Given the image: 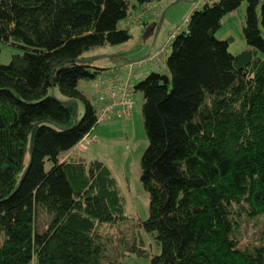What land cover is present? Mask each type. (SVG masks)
<instances>
[{"label":"trees","instance_id":"1","mask_svg":"<svg viewBox=\"0 0 264 264\" xmlns=\"http://www.w3.org/2000/svg\"><path fill=\"white\" fill-rule=\"evenodd\" d=\"M151 1L0 0V42L24 50L0 63V264H120L150 256L141 231L161 246L150 264H264V228L245 240L264 218V0H246L238 55L216 33L245 0L196 6L167 73L133 86L147 220L132 224L105 162L75 152L98 125L79 85L105 70L86 53L128 42L121 22Z\"/></svg>","mask_w":264,"mask_h":264},{"label":"rangeland","instance_id":"2","mask_svg":"<svg viewBox=\"0 0 264 264\" xmlns=\"http://www.w3.org/2000/svg\"><path fill=\"white\" fill-rule=\"evenodd\" d=\"M155 1L152 0L151 2L155 3ZM197 4L198 0H169L162 9L150 14L149 18L158 16L159 26L157 27V31L160 30L162 34H166L172 29L179 27L183 31L188 24L186 19L188 18L189 20L191 14L196 10ZM204 5H201L198 9L203 8ZM247 9L248 2L245 0L238 9L224 16L222 26L216 33V37L219 40L230 42L229 51L233 55H238L248 48L244 31ZM136 13L129 16L127 20L120 24V26L124 25L125 28L128 27L130 30L132 38L128 42L119 45L99 46L86 53L87 57L93 58L95 66L105 68L111 64L113 65L110 67L117 64L121 65L125 63V60L141 59L152 50L153 41L151 42L144 37L147 31L145 27L147 25L144 24V21L129 22V18H133ZM23 52L24 50L18 46L0 42V63L8 65L14 55L22 54ZM171 52L172 47H169L166 53L167 57ZM259 55L264 58V52H260ZM151 72L165 74L167 70L166 68H154L148 74H142L138 78H134L132 80L133 86L144 80ZM104 74L105 76H111L109 69L105 70L101 75ZM121 75H124V70L121 71ZM91 84L92 81L84 80L81 81L79 88L92 103L97 104L94 97V87L92 86L91 89ZM143 103V94L134 91V105L129 117H117L116 114H111L106 121L94 128L91 135L87 137L84 147H79L76 150V153L87 161L100 160L109 166L119 183L122 195L126 199V215L132 217L133 225L145 221L149 217L150 198L141 182V160L148 146L142 113ZM80 109L82 114L84 112L83 104H81ZM46 168L50 169L51 165L47 164ZM260 220L261 223L259 225L253 222L248 226L249 235L245 240H248L249 237L264 228V218ZM141 234L145 241V249L149 252L150 256L131 254L124 257L120 264H150L151 257L161 253V246L157 243L153 234L145 231H141ZM2 242L3 237H0V244ZM246 242L244 241L243 243Z\"/></svg>","mask_w":264,"mask_h":264},{"label":"built area","instance_id":"3","mask_svg":"<svg viewBox=\"0 0 264 264\" xmlns=\"http://www.w3.org/2000/svg\"><path fill=\"white\" fill-rule=\"evenodd\" d=\"M168 1L156 0L155 3L150 2L143 6L133 18L130 17L129 22L132 21L135 23L147 20L150 14L162 9ZM214 1L217 0H198L196 6L199 7L205 3ZM149 11L151 12L148 13ZM186 20L188 21V19ZM181 29L179 27L171 32L163 46L155 53H151L142 59L131 60L125 64L113 66L109 69L111 76H105V74L100 75L93 81L94 97L97 102L98 124L106 121L113 113L117 117H129L134 105L132 80L138 78L141 69L145 67L162 68L166 66L167 49L171 47L173 40ZM122 70H124V75H121ZM88 136L81 141L79 144L80 148L84 147Z\"/></svg>","mask_w":264,"mask_h":264},{"label":"crops","instance_id":"4","mask_svg":"<svg viewBox=\"0 0 264 264\" xmlns=\"http://www.w3.org/2000/svg\"><path fill=\"white\" fill-rule=\"evenodd\" d=\"M181 1H183V0H181ZM177 3V2H176ZM149 4V3H148ZM147 5V4H146ZM193 11V10H192ZM191 11V12H192ZM159 20V18H158V16H155V17H150L149 19H147L146 21L148 22V24H147V26H145L146 27V33H145V35H144V37L147 39V40H149V41H153V48H152V50L145 56V57H147L149 54H151V53H155L156 51H158L162 46H163V44L166 42V40H167V38H168V36H169V34L171 33V32H173V31H175L176 29H172L171 31H169L168 33H166V34H162L161 33V31L159 30L158 31V34L156 35L155 34V36L154 37H151L152 36V31L153 30H151V32L146 36V34H147V32H149L150 31V29L153 27V25L155 24V22L156 21H158ZM121 27H124V25H122ZM153 29V28H152ZM162 30V29H161ZM157 31V30H156ZM145 57H143V58H145ZM117 58V57H116ZM142 59V58H141ZM128 61H131V60H125L124 62L126 63V62H128ZM125 63H122V64H125ZM113 64H111L110 66H112ZM120 65V64H119ZM110 66H108V67H105V68H103V69H105V70H107V69H110L111 67ZM104 70V71H105ZM152 71L153 70V68H151V67H145V68H143V69H141V71H140V75H142V74H146L148 71ZM104 71H102L101 72V74H103V72ZM149 71V72H150ZM148 72V73H149ZM147 73V74H148ZM101 74H99L98 76H100ZM97 76V77H98ZM133 84V83H132ZM92 86H93V82H92V84H91V89H92ZM92 92H93V90H92ZM92 95H93V93H92ZM78 148H79V146L78 147H76L75 148V152H76V150H78ZM70 153H67V154H65L64 155V157L66 158L68 155H69Z\"/></svg>","mask_w":264,"mask_h":264},{"label":"water","instance_id":"5","mask_svg":"<svg viewBox=\"0 0 264 264\" xmlns=\"http://www.w3.org/2000/svg\"><path fill=\"white\" fill-rule=\"evenodd\" d=\"M160 24H161V22H160ZM157 34H158V31H157ZM54 93V92H53Z\"/></svg>","mask_w":264,"mask_h":264},{"label":"bare ground","instance_id":"6","mask_svg":"<svg viewBox=\"0 0 264 264\" xmlns=\"http://www.w3.org/2000/svg\"><path fill=\"white\" fill-rule=\"evenodd\" d=\"M138 60V59H137Z\"/></svg>","mask_w":264,"mask_h":264}]
</instances>
